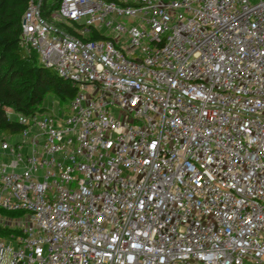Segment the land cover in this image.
I'll return each instance as SVG.
<instances>
[{"label": "built area", "instance_id": "1", "mask_svg": "<svg viewBox=\"0 0 264 264\" xmlns=\"http://www.w3.org/2000/svg\"><path fill=\"white\" fill-rule=\"evenodd\" d=\"M45 1L20 45L76 92L7 110L0 264H264V0Z\"/></svg>", "mask_w": 264, "mask_h": 264}, {"label": "trees", "instance_id": "2", "mask_svg": "<svg viewBox=\"0 0 264 264\" xmlns=\"http://www.w3.org/2000/svg\"><path fill=\"white\" fill-rule=\"evenodd\" d=\"M27 6L28 0H0V132L6 136L22 130L18 122L8 119V109L24 115L44 113L49 109L43 105L45 99L53 98L61 113L76 92L69 80L42 65L37 53L21 47V21ZM12 232L0 225V237L6 238Z\"/></svg>", "mask_w": 264, "mask_h": 264}, {"label": "rangeland", "instance_id": "3", "mask_svg": "<svg viewBox=\"0 0 264 264\" xmlns=\"http://www.w3.org/2000/svg\"><path fill=\"white\" fill-rule=\"evenodd\" d=\"M51 2H52V0L49 1V4ZM43 105L49 107L50 109L54 108L55 111H58V109H59L58 105L54 104L53 98H46ZM0 135H3V133L0 132ZM4 160H7V159L4 156L0 155V162L4 161ZM6 214H7V216H9L11 218H14V217L21 215L20 212H7Z\"/></svg>", "mask_w": 264, "mask_h": 264}]
</instances>
